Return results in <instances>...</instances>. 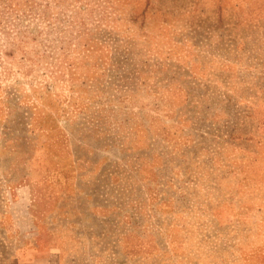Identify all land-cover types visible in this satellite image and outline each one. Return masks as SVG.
<instances>
[{"label": "rangeland", "instance_id": "rangeland-1", "mask_svg": "<svg viewBox=\"0 0 264 264\" xmlns=\"http://www.w3.org/2000/svg\"><path fill=\"white\" fill-rule=\"evenodd\" d=\"M0 264H264V0H0Z\"/></svg>", "mask_w": 264, "mask_h": 264}]
</instances>
